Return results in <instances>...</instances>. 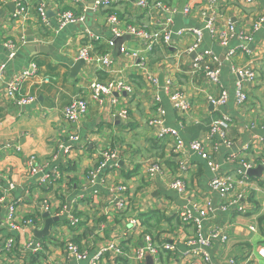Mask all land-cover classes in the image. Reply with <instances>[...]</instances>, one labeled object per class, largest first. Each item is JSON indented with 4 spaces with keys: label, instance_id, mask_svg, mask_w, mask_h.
<instances>
[{
    "label": "crops",
    "instance_id": "1",
    "mask_svg": "<svg viewBox=\"0 0 264 264\" xmlns=\"http://www.w3.org/2000/svg\"><path fill=\"white\" fill-rule=\"evenodd\" d=\"M25 1L28 14L19 17L11 0H0V62L6 64V75L0 81V264H76L65 250L68 242L92 254L119 240L123 242V250L132 254L146 246V236L158 248L170 244L174 251L148 254L142 264H228L232 259H244L250 249L264 247V169L259 175L249 176L246 185H236L226 199L232 203L226 212L205 220V232L218 229L227 237L225 243L220 240L211 243L207 249L208 263L187 256L185 241L194 235L195 229L180 226L176 216L182 209L197 214L206 208L208 201L218 204L208 187L213 173L205 159L190 151V143L200 142L218 166V172L236 181L242 161L253 164V169L260 166V150L254 152L245 147L253 139H264V25L257 32L251 31V24L264 15V0L254 3L161 0L171 9L162 15L151 9H138L135 0H122L108 9L98 6L99 0ZM39 4L46 9L47 24H42L37 17L35 8ZM185 7L189 8L188 15L182 14ZM63 11L83 15V23L58 30L55 15ZM111 14L117 16L122 30L129 25L153 32L162 27L174 32L199 29L207 19L213 18L218 31L231 24L237 32L241 29L249 32L251 40L247 43L233 35L222 46L204 34V47L214 55V47L231 45L229 52H232L223 61L215 55L220 68L219 84L211 86L201 75L190 73V56L181 54L180 68L175 69L176 50L170 51L164 45L147 50L142 41L128 33L114 37L107 20ZM84 30L101 38L91 42L92 51L108 54L113 61L111 68L101 70L84 61L73 72L79 60L78 51L85 43ZM29 36L34 42L27 46ZM7 41L17 47L11 60ZM191 41L188 35L173 38L174 47L181 53ZM244 45L248 47L247 52L242 50ZM126 50L135 51L138 56L130 57ZM31 64L35 65L36 77L24 88L36 99L30 105L18 107L6 97L4 81ZM237 68L255 73V80L243 85L247 96L243 105L235 102ZM44 77L47 79L42 82ZM95 80H125L131 91H113L98 107L88 91L89 84ZM220 90L227 93V102L213 107L207 95L216 97ZM173 91L183 93L190 106L188 113L176 111L169 100V93ZM156 96L160 97V107L165 113L162 125L151 123L160 119L153 102ZM77 98L86 101L87 111L78 114L76 122L67 124L62 111ZM222 116L232 119L224 137L209 131L211 123ZM161 128L178 130L185 144L183 155L173 152V138H157ZM72 133L79 141H67ZM66 146L71 149L68 154ZM106 149L122 150L121 168L114 179L129 185L131 202L129 208L119 212L109 206L116 194L108 188L95 187L98 193L94 202L87 180L98 165L100 153ZM232 155L235 160L230 159ZM30 159L34 166L41 167L38 175L29 174ZM148 160L160 165L161 174L146 173ZM181 161L187 166L183 195L169 189L170 182L177 178ZM44 202L49 205L48 213L43 208ZM11 205H16L13 220L8 219ZM46 213L58 220L52 223L47 237L36 239L35 232L44 228ZM143 215L153 218L152 225L156 218L158 230L146 229ZM69 216L76 217V225L68 223ZM32 217L33 224L18 231L11 228V224H20ZM132 219L137 224L130 225ZM9 237L13 239V247L8 251L4 245ZM30 243H39L41 252L30 251ZM99 264L136 263L108 251Z\"/></svg>",
    "mask_w": 264,
    "mask_h": 264
},
{
    "label": "built area",
    "instance_id": "2",
    "mask_svg": "<svg viewBox=\"0 0 264 264\" xmlns=\"http://www.w3.org/2000/svg\"><path fill=\"white\" fill-rule=\"evenodd\" d=\"M74 3L78 0H72ZM122 0H99L97 5L101 8H110L114 4L120 3ZM247 3H254L257 0H246ZM15 6V14L19 17H24L28 14V6L25 0H11ZM135 5L140 10H153L160 15L163 13L171 12V9L163 4L161 0H157L154 3H150L148 0H135ZM37 17L42 24H47L49 18L46 13V9L43 4H39L35 8ZM189 8L185 7L182 11L183 15H188ZM202 17L205 16L203 12ZM57 29H62L65 26L83 23V15H75L72 11H63L58 12L56 15ZM108 23L111 26V33L114 37H120L126 33L133 35L145 45V48L152 49L155 46L164 45L169 48L170 51L176 50L177 61L175 63V69L180 68L178 66L181 58V54L190 56L191 60V69L189 70L193 75H201L204 80L212 85L217 86L219 84V75L220 68L216 65L218 58L212 53L211 50H208L204 47V34L207 33L212 41L218 42L220 45L225 46L233 35L238 36L245 42L251 40V35L249 32L241 29L239 32L234 28L233 25L229 24L221 31H218L215 27L214 19H207L206 24L202 29L191 28V29H180L177 31H172L168 27H162L159 31H148L141 29L135 26H126L125 29L119 27L120 21L118 20L115 14H111L107 17ZM264 25V15L257 17V20L251 24V31L257 32ZM85 34V43L78 51V59L85 61L87 64L93 63L99 69H109L113 61L111 60L108 54H96L93 50L92 41H100L101 38L98 35H95L91 31L84 30ZM188 35L191 38V45L181 53L179 49L175 48L173 43V38ZM6 47L9 50V60H11L17 47L11 41L6 42ZM243 51H248V47L244 45L242 47ZM127 51V50H126ZM130 57L138 56V53L135 51H127ZM125 52V54L127 53ZM174 52V51H173ZM232 55V52H229L227 59ZM212 64H215L212 66ZM35 65L31 64L28 69L15 74L10 78L4 81L5 85V94L8 99H10L16 106L24 107L32 104L35 101V95L27 92L25 90V84L36 77L35 75ZM6 73V64L5 62H0V81L4 80ZM235 75H237L238 80L235 84V102L237 105H243L247 101L246 92L244 90V83L252 82L255 80V73L250 69L246 68H237L235 70ZM47 78H42V82H45ZM88 91L90 92L91 100L98 106H102L104 98L113 91L119 92H130L131 86L125 80L114 81V80H95L89 84ZM228 99V95L224 90H220L218 95L214 97L212 94L207 95L208 102L213 107L223 106ZM169 100L174 104L176 111L182 114H186L190 111V106L183 95L182 92L173 91L169 93ZM154 104L156 105L155 111L160 116L159 120H152L151 123L162 125V117L164 116V110L160 107V97L156 96L153 99ZM88 105L85 100L81 98L73 99L62 111V117L67 124L76 122L78 114H84L87 111ZM122 116H125V112L122 113ZM232 119L227 116H222L220 119L214 121L210 125V133H220L222 137L225 136V130L231 125ZM165 137H171L174 139L175 147L173 152L179 156L183 155L185 150V144L182 138L179 135V132L175 128H161L157 138L164 139ZM68 142L79 141L78 136L74 133L67 136ZM0 146V151H1ZM189 149L192 153H196L201 158L207 161L208 167L212 171L211 179L208 182V187L212 194L217 197L218 204L215 206L208 201L206 208L198 211L197 214L192 213L188 209H182L177 213L178 220L181 222L182 226H192L195 229L194 235L189 237L185 241L187 247V256L194 259H201L204 262H209V255L207 249L210 247L211 243L215 240H220L222 243L227 241V237L222 235L218 229H213L210 232L204 231L205 220L209 217H213L221 212H226L231 202L226 201L228 195L235 189L236 185H246L249 181L248 172L254 168L253 164L248 162H241V168L238 171L239 180L236 181L232 176L222 174L218 172V166L212 161L207 151H205L203 145L198 142H192L189 144ZM245 149L260 150L261 157L259 164L264 169V139L258 138L251 140ZM16 150H19L16 148ZM70 146L65 147V153L70 152ZM231 160H235V156L232 155ZM33 161L28 160L27 167L29 174L32 176L38 175L41 172V167L37 168L33 165ZM121 162V154H119L117 149H106L100 153L99 162L97 167L90 172L88 177V182L91 185L90 187L95 188H108L109 191L116 194L115 199L109 201V206L114 209V211H123L129 208L131 202V196L129 192V185L127 183H117V180L114 179V175L119 171ZM146 173L150 176L155 174H161L162 168L159 164L153 161H147L145 165ZM187 170L184 162L181 161L178 166V175L175 180L170 182L169 189L172 191L183 195L185 193L186 185L183 175ZM1 175V174H0ZM58 177V176H55ZM55 177L53 178L55 180ZM128 186V187H127ZM12 185H9L11 188ZM91 188V189H92ZM93 200L95 202L98 190H93ZM128 193V194H127ZM126 194V195H125ZM1 198V197H0ZM43 208L45 212H49V205L44 202ZM16 209V205L10 206V215L9 220H13V214ZM241 213L245 212L244 210H239ZM77 219L71 217L70 224L75 225ZM28 224H33V219H26L20 224H11L13 230H20L22 227L27 226ZM130 225L137 224V221L132 219L129 222ZM146 246H143L137 249L132 254H128L123 250V242L116 241L107 245L105 248L98 250L94 253H89L85 250H80L76 245L72 243L65 244V250L68 253V257L74 259L76 264H99L102 260L104 253L111 251L117 256H123L128 261L130 260L136 264H142L144 258L148 254H154L158 250L163 251H174V247L170 244H162L160 248L157 245H153L150 241V237H145ZM13 247V239L11 237L7 238L5 241L4 248L8 251ZM30 251L39 252L41 251V245L39 243H30L28 245ZM257 260V264H264V247L258 246L256 249H250L246 257L242 260L232 259L228 261V264H254ZM259 262V263H258Z\"/></svg>",
    "mask_w": 264,
    "mask_h": 264
},
{
    "label": "water",
    "instance_id": "3",
    "mask_svg": "<svg viewBox=\"0 0 264 264\" xmlns=\"http://www.w3.org/2000/svg\"><path fill=\"white\" fill-rule=\"evenodd\" d=\"M199 29H202V28H199ZM33 39L32 37H28L27 40H26V43H27V46L33 44ZM231 49V45H228L227 47H224V48H220V47H214L213 48V52L215 53V55L220 59V60H224L226 57V55H228V52L229 50ZM219 54H221L219 56ZM84 61L79 59L78 61H76L75 65H74V68H73V72H75L78 67H81L84 65ZM263 168L261 166L257 167L256 169H252L248 172V175L249 176H252V175H259L261 172H262ZM94 190V188H92L90 191ZM45 218V223H44V228L41 230V231H36L35 232V236H36V239H41L43 237H46L49 235V230H50V227L52 225V223L56 222L58 219L55 217H49V215L46 213L44 214L43 216Z\"/></svg>",
    "mask_w": 264,
    "mask_h": 264
},
{
    "label": "trees",
    "instance_id": "4",
    "mask_svg": "<svg viewBox=\"0 0 264 264\" xmlns=\"http://www.w3.org/2000/svg\"><path fill=\"white\" fill-rule=\"evenodd\" d=\"M127 179H129V178H127ZM130 192V191H129ZM128 194V193H127ZM126 195V194H125ZM131 200V199H130ZM177 216V218H178V215H176ZM71 217H73V216H69V219H68V223H70V218ZM74 218V217H73ZM76 218V217H75ZM142 218H144V222H143V224H144V227H146V229L148 228V230H158V226H157V221H156V218H155V221H154V224L152 225L151 223H150V221H152V219L153 218H151V217H146L145 215H143L142 216ZM148 218H151V219H148ZM32 219L34 220V218L32 217ZM179 221V220H178ZM180 224V223H179ZM180 226H182L181 224H180ZM183 227H185V226H183ZM47 237V236H46ZM39 252H41V251H39ZM46 255V254H45Z\"/></svg>",
    "mask_w": 264,
    "mask_h": 264
},
{
    "label": "rangeland",
    "instance_id": "5",
    "mask_svg": "<svg viewBox=\"0 0 264 264\" xmlns=\"http://www.w3.org/2000/svg\"><path fill=\"white\" fill-rule=\"evenodd\" d=\"M211 86H212V85H211ZM120 151H121V153H122V150H120ZM120 151L118 150L119 154H120ZM148 161H149V160H148ZM127 187H128V186H127ZM77 222H78V221H77ZM76 224H77V223H76ZM76 224H75V225H76Z\"/></svg>",
    "mask_w": 264,
    "mask_h": 264
}]
</instances>
